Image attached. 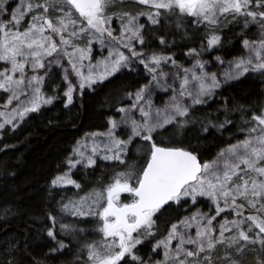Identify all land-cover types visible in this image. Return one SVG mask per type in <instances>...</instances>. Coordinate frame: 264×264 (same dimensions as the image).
<instances>
[{
  "label": "snow or ice",
  "instance_id": "snow-or-ice-1",
  "mask_svg": "<svg viewBox=\"0 0 264 264\" xmlns=\"http://www.w3.org/2000/svg\"><path fill=\"white\" fill-rule=\"evenodd\" d=\"M134 2L147 10L112 12L117 0H0V91L7 94L0 105V141L56 102L70 109L77 93L82 100L106 84L114 87L105 103L115 108L105 130L77 140L41 189L45 199L69 185L77 190L45 214L51 223L46 232L25 204L31 197L22 193L31 182L8 184L17 173L5 164L0 186L11 199L0 201V264H56L71 251L65 237L78 244L70 264H246L248 255V264H264V101L245 107L232 97L217 99L249 76L264 85V0ZM235 26L242 27L238 35L258 27V38L243 39L247 55L226 67L214 57L223 72L207 71L210 62L202 56L222 47L223 33ZM177 35L190 67L177 61V53L165 54L177 46ZM96 44L102 59L93 64ZM159 95L167 96L162 107L154 103ZM216 103L215 114L203 111ZM235 115L244 139L203 159L201 142L234 125ZM48 125L56 126L51 120ZM16 147L4 144L0 154ZM99 161L124 170L102 171L84 191L73 170L92 175ZM62 166L67 170L60 173ZM122 194L131 200L124 202ZM90 232L99 239L80 244ZM37 237L55 246L37 252Z\"/></svg>",
  "mask_w": 264,
  "mask_h": 264
},
{
  "label": "trees",
  "instance_id": "trees-1",
  "mask_svg": "<svg viewBox=\"0 0 264 264\" xmlns=\"http://www.w3.org/2000/svg\"><path fill=\"white\" fill-rule=\"evenodd\" d=\"M123 10L137 13L139 11L147 10L144 6H139L134 0H128L121 6ZM242 24V22H241ZM191 25H189V28ZM242 32L241 26H235L231 31L223 33L224 44L222 47L213 51L211 54H204L211 60V56H220L222 59H232L241 55V45L245 38L257 39L259 35V29L253 26L250 31H247L244 35H238ZM169 41L173 39L172 36L168 37ZM177 46L171 48L165 54L177 53L176 59L183 60L185 56L183 53L187 51V48L181 43L180 36L175 37ZM197 47L199 42H197ZM153 47H158V43H154ZM135 79V77H125V82H129ZM119 81L115 82L118 83ZM146 80H141L140 83H146ZM138 86V85H136ZM51 87L46 89L51 94ZM114 84H106L103 88H98L95 94L87 92V94L81 100L79 94L75 101V107L70 109H64L61 102H56L54 105L49 106L41 116H34L23 127L13 135L9 129L5 138L0 141V147L4 144H15L17 147L14 150L7 151L0 154V179H2L3 171L5 170V164L7 165L6 171L16 172L15 178L9 177L8 184H22L24 181H30L31 185L26 187L25 196H30L31 199H26L25 204L33 209L36 216L39 217L36 227H44L46 232L48 227H51V223L46 220L45 214L57 207V201L63 197L67 200L70 197H74L77 190L74 187H67L54 193V199H45L48 196L46 190L41 191L50 179L57 175V165L61 164L63 158L71 150L72 146L77 140H81L86 134L94 132H103L106 127L107 117L111 116L115 111L113 108L111 111L108 105L105 103L106 98L112 94ZM264 90V85L260 83L259 77H247L241 83L235 84L232 87H225L218 94V101L223 97H232L236 102L248 107L254 105L256 101H264V97L260 96L261 91ZM3 96L5 94H0ZM119 106V105H117ZM219 103L212 104L211 107L204 108L203 111L211 112L215 114V110L220 107ZM251 113H249L250 117ZM118 118V115L115 117ZM223 120V115L220 116ZM51 120L53 125H48V121ZM235 124L229 126L223 133L213 130V134L208 136L205 141L201 142V151L205 154L203 159H209L214 156L221 148H226L229 143L235 144L237 140H242L244 135L240 131L241 117L239 115L234 116ZM137 145H133L132 149L135 153ZM99 167L95 173L86 176L82 169L73 170L72 178L82 183L84 191L90 190L97 179L100 177L102 171H107L109 174L113 170H124L119 165L114 163L98 162ZM107 166V167H106ZM66 166H62L59 172L66 171ZM91 171V170H89ZM107 182V181H105ZM84 192H80L83 195ZM11 199L10 194L5 190L3 186H0V201ZM124 202L131 200L128 195L122 196ZM51 205V208L49 207ZM203 211H207L208 206L206 204L198 205ZM195 211V209H193ZM186 214V213H182ZM72 220L68 217L64 222L67 223ZM40 221H43L41 225ZM15 224H21L20 221L14 222ZM83 227V225H81ZM22 227V224H21ZM57 230L59 225L56 226ZM87 227L91 230L95 227V224H89ZM35 235V232H33ZM99 236L90 234L84 236L80 240V244L96 240ZM60 238V237H58ZM159 238V237H157ZM71 240V251H66L61 256L56 264H70L73 259L72 253L76 251L78 247L77 242L70 238H63L64 243H69ZM155 243L153 240L151 243L146 244L142 251L148 253L151 250V244ZM36 245H42L43 247H36ZM52 241L44 239L41 240L37 237L34 248L37 252L48 251L50 247H54ZM86 255V253H85ZM158 258V257H157ZM251 260V256L248 255L246 262ZM51 264V262H48Z\"/></svg>",
  "mask_w": 264,
  "mask_h": 264
},
{
  "label": "rangeland",
  "instance_id": "rangeland-1",
  "mask_svg": "<svg viewBox=\"0 0 264 264\" xmlns=\"http://www.w3.org/2000/svg\"><path fill=\"white\" fill-rule=\"evenodd\" d=\"M126 1H128V0H123V2L121 3L120 0H117V3L119 4V7L112 8L111 11H112V12L126 11V10H123V9L121 8L122 4H123L124 2H126ZM145 11H146V10H145ZM133 14H135V13H133ZM229 19H230V18H229ZM141 22L143 23L144 20L142 19ZM226 22H227V21H225V23H226ZM117 26H118V22H117ZM86 43H87V38L84 39V41L81 43V46L83 47L84 45H86ZM241 51H242L241 55L236 56V57L246 56V55H247V52L243 49V46H242V45H241ZM107 55H108L107 50H105V51L103 52V56H107ZM214 57H216V56H215V55L211 56V60H212V62H210V59H209V58L202 56V58H203L204 60L210 62L209 66H208V68H207V71H209V72H216V73L219 74V73L223 72L224 69H223L219 64H217V63L215 62ZM236 57H234V58H236ZM234 58H232V59H227V60L222 59V60L224 61V65H225V67L227 66L228 61L233 60ZM100 59H102V56H101V50H100V45H99V44H96V45H95V48H94V56L92 57V61H91V62L94 64V63H96L97 60H100ZM177 61L180 62V63H182V64H184L186 67H190V66H191V63H192L191 59H189V58H187V57H185V59H183V60H177ZM85 63H87V61H86ZM165 70L167 71L168 69H165ZM0 94H5V95H4V98H3V96L0 95V105H2V104L7 100V94H6V93H3L2 91H0ZM77 94H78V93H77ZM166 99H167V96L159 95L158 97H154V103L156 104L157 107H162V106H163V102H164V100H166ZM13 106H15V103L13 104ZM116 119H119V116H118V118H116ZM94 133H95V132H94ZM84 137H85V136H84ZM84 137H83V138H84ZM83 138H82V139H83ZM122 138L126 139L127 137H126V136H123ZM82 139H81V140H82ZM243 139H244V138H243ZM100 162H103V163H111V162H104V161H100ZM67 187H72V186L69 185V186H67ZM67 187H66V188H67ZM124 195H127V194H122V196H124ZM207 211H208V210H207ZM207 211H205V212H207ZM249 214H252V213H250L249 211L246 210V211H245V215H249ZM223 219H224V216H221V217L216 221L217 225L219 224L220 220H223ZM228 219H232V216H228ZM97 239H99V237H98ZM158 258H160V257H158ZM246 264H248V262H246Z\"/></svg>",
  "mask_w": 264,
  "mask_h": 264
}]
</instances>
